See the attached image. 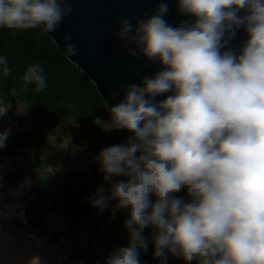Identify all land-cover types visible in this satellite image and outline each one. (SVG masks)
I'll list each match as a JSON object with an SVG mask.
<instances>
[{
  "label": "clouds",
  "instance_id": "9594fccd",
  "mask_svg": "<svg viewBox=\"0 0 264 264\" xmlns=\"http://www.w3.org/2000/svg\"><path fill=\"white\" fill-rule=\"evenodd\" d=\"M70 5L71 0H0V27L43 26L53 33L71 15ZM179 8L195 22L169 26L164 0L135 25L129 18L119 21L117 38L129 55L166 67L127 85L125 99L108 108L110 121L94 120L104 131L133 133L126 144L94 157L111 186L108 196L98 188L91 206L103 209L118 200L117 209H130L124 222L129 244L106 264H141L148 227L154 229V257L162 260L171 253L186 264H264V0H179ZM241 9L249 14L238 16ZM241 25L249 36L241 54L222 52L225 33L230 40ZM64 39L71 41V34ZM65 48L70 56L77 52L72 43ZM8 64L0 56L5 77ZM22 79L25 89L47 86L40 64L30 65ZM169 91L174 94L155 102ZM6 111L0 107V116ZM8 134L0 133V148ZM113 176L128 179L112 183ZM185 187L190 202L173 195Z\"/></svg>",
  "mask_w": 264,
  "mask_h": 264
},
{
  "label": "trees",
  "instance_id": "16d2710c",
  "mask_svg": "<svg viewBox=\"0 0 264 264\" xmlns=\"http://www.w3.org/2000/svg\"><path fill=\"white\" fill-rule=\"evenodd\" d=\"M0 56L7 57L8 66L11 69L10 74L5 77L0 66V97L29 104L36 121L53 128L52 130L67 131L74 139L75 145L86 151L88 163L83 168L81 166L76 168L70 160L60 161L56 158L55 160L59 163L54 160L51 162V164H58L62 170H69V167L74 169L68 173L69 180L65 179L63 182L65 192L62 196L56 198L49 195V197L53 207L60 209L59 213L70 219L73 225L71 230L73 243L77 242L76 233H80L79 229L84 235L90 234L89 231H91L93 237L101 235L103 230L110 233L112 241H116V244L106 247L96 263L106 264V259L114 251L127 247L129 244L130 233L124 222L129 218L130 209H117L118 200H109L103 209L91 206L92 201L98 198L97 189L104 187V195L108 196L111 186L103 179L104 173L99 171L100 163L94 157L106 147L126 144L128 136L133 133L126 129L104 131L101 126L94 123L97 116L104 121L111 120V113L108 111L109 107L102 93L90 75L68 58L43 26L23 30L0 27ZM32 64H40L46 77L47 86L39 92L36 91L34 83L27 89L23 87L22 77ZM12 89L16 90L15 95ZM72 121L75 123L72 124ZM31 137L37 138L32 132L27 138ZM42 137L39 136L38 141ZM24 138L22 142L30 143L27 138ZM127 179L128 177L124 176H113L112 183ZM173 195L183 198L185 202L191 200L186 187ZM151 199L155 202V195H152ZM42 207L46 208L45 205ZM35 214L33 210L31 223L41 226L42 217L40 215L35 217ZM153 231L151 227L143 231L148 247L146 252L139 250L141 264H186L183 258L173 256L171 253H167L166 260L154 257ZM88 242L91 240L88 239ZM86 251L92 252L91 249ZM85 256H87L86 253ZM190 264H198V262L192 261Z\"/></svg>",
  "mask_w": 264,
  "mask_h": 264
},
{
  "label": "rangeland",
  "instance_id": "374dc122",
  "mask_svg": "<svg viewBox=\"0 0 264 264\" xmlns=\"http://www.w3.org/2000/svg\"><path fill=\"white\" fill-rule=\"evenodd\" d=\"M0 107H7L6 113L0 116V133L8 131L6 140L10 144L0 150V173L6 175L5 165L7 168L14 166L17 174L23 177L0 183L3 194L0 199V223L8 229L5 234L0 226V264H84L85 261L96 264L102 251L110 244L115 245L116 241H112L110 233L104 230L101 235L93 237L91 231L84 235L79 229L77 242L73 243L70 219L53 207L49 197L62 196L65 192L63 182L69 180L68 173L74 169L62 170L58 164L51 162L56 158L70 160L76 168H83L88 163L86 151L75 145L67 131L52 130L36 121L29 104L24 101L0 97ZM31 132L36 139L27 138ZM39 136L43 137L38 141ZM24 137L30 143L22 142ZM26 197L30 198L28 202ZM33 210L35 217H42V226H30L31 218L28 216ZM33 235L35 239H32ZM86 238L91 240L89 245L93 247L88 248ZM87 249H91L92 259L84 256L83 251Z\"/></svg>",
  "mask_w": 264,
  "mask_h": 264
},
{
  "label": "water",
  "instance_id": "95a60500",
  "mask_svg": "<svg viewBox=\"0 0 264 264\" xmlns=\"http://www.w3.org/2000/svg\"><path fill=\"white\" fill-rule=\"evenodd\" d=\"M160 2L161 0H71V15L63 19L55 32H48L68 58L90 75L108 107L125 99L127 85L141 84L144 77L154 76L166 67L159 61L149 62L142 55L139 58L129 55L117 38L121 19L129 18L135 25L137 20L147 19L155 14ZM164 2L168 5V12L163 15V19L169 26L175 28L185 21L195 22V16L180 11L179 0ZM63 6L62 4L61 7ZM248 14L247 9H241L237 13L238 16ZM66 33L71 34V41L64 39ZM247 39L249 36L246 26L241 25L235 29V35L230 40L228 33H225L222 43H227L221 51L232 50L239 55ZM67 43L75 46V55L67 53ZM129 47L135 45L130 42ZM173 94L174 91H169L156 96L154 100L159 102Z\"/></svg>",
  "mask_w": 264,
  "mask_h": 264
},
{
  "label": "bare ground",
  "instance_id": "6f19581e",
  "mask_svg": "<svg viewBox=\"0 0 264 264\" xmlns=\"http://www.w3.org/2000/svg\"><path fill=\"white\" fill-rule=\"evenodd\" d=\"M0 226L5 234L8 233V229L3 225V223H0Z\"/></svg>",
  "mask_w": 264,
  "mask_h": 264
}]
</instances>
